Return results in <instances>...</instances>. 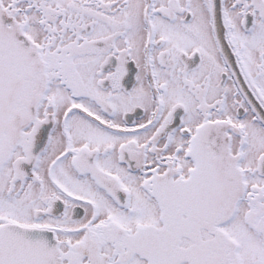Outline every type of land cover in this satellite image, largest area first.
I'll return each instance as SVG.
<instances>
[{
    "label": "snow or ice",
    "instance_id": "1",
    "mask_svg": "<svg viewBox=\"0 0 264 264\" xmlns=\"http://www.w3.org/2000/svg\"><path fill=\"white\" fill-rule=\"evenodd\" d=\"M0 264H264V0H0Z\"/></svg>",
    "mask_w": 264,
    "mask_h": 264
}]
</instances>
